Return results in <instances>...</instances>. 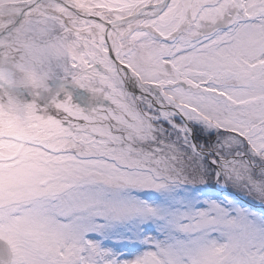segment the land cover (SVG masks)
I'll use <instances>...</instances> for the list:
<instances>
[{
    "label": "snow or ice",
    "instance_id": "obj_1",
    "mask_svg": "<svg viewBox=\"0 0 264 264\" xmlns=\"http://www.w3.org/2000/svg\"><path fill=\"white\" fill-rule=\"evenodd\" d=\"M18 6L0 264H264V0Z\"/></svg>",
    "mask_w": 264,
    "mask_h": 264
},
{
    "label": "rangeland",
    "instance_id": "obj_2",
    "mask_svg": "<svg viewBox=\"0 0 264 264\" xmlns=\"http://www.w3.org/2000/svg\"><path fill=\"white\" fill-rule=\"evenodd\" d=\"M11 3V2H19V0H0V5L4 3ZM12 19H7L5 22L9 23L11 22ZM34 43L37 47H39L42 50H46L49 44V41L47 40L46 37L42 35H37L35 37ZM48 66V57L47 56H41V57H36L33 59L31 66H26L24 69L21 71L24 73V78H26L30 73H39L42 70L46 69Z\"/></svg>",
    "mask_w": 264,
    "mask_h": 264
},
{
    "label": "bare ground",
    "instance_id": "obj_3",
    "mask_svg": "<svg viewBox=\"0 0 264 264\" xmlns=\"http://www.w3.org/2000/svg\"><path fill=\"white\" fill-rule=\"evenodd\" d=\"M0 24H1V27L0 28H2V27H4L5 22L4 21H1Z\"/></svg>",
    "mask_w": 264,
    "mask_h": 264
},
{
    "label": "water",
    "instance_id": "obj_4",
    "mask_svg": "<svg viewBox=\"0 0 264 264\" xmlns=\"http://www.w3.org/2000/svg\"><path fill=\"white\" fill-rule=\"evenodd\" d=\"M13 5H16V4H13ZM13 5H11V6H13ZM19 12H20V10H19Z\"/></svg>",
    "mask_w": 264,
    "mask_h": 264
}]
</instances>
